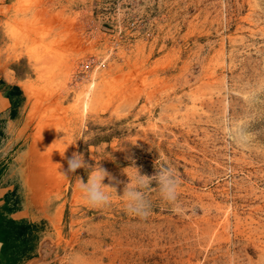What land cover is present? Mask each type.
Here are the masks:
<instances>
[{"label":"rangeland","instance_id":"obj_1","mask_svg":"<svg viewBox=\"0 0 264 264\" xmlns=\"http://www.w3.org/2000/svg\"><path fill=\"white\" fill-rule=\"evenodd\" d=\"M3 41L36 75L4 136L0 221L25 227L2 260L264 264V0H0ZM74 152L124 183L132 161L173 167L179 210L154 184L146 220L114 193L88 206Z\"/></svg>","mask_w":264,"mask_h":264},{"label":"clouds","instance_id":"obj_2","mask_svg":"<svg viewBox=\"0 0 264 264\" xmlns=\"http://www.w3.org/2000/svg\"><path fill=\"white\" fill-rule=\"evenodd\" d=\"M69 143L59 151L64 157ZM51 147V146H50ZM67 159V169L61 170L64 176L75 173L77 169L83 168L88 178L85 182L77 176L79 181V191L82 199L90 207L104 208L112 203L113 193L120 197L124 210L135 217L146 220L152 213V201L149 198V192L155 185V191L158 192L161 201L170 206L173 212L179 210V190L181 181L176 170L171 166H156L152 175L142 174L140 168L135 166V161L123 172L128 180L126 183L118 181L110 172L99 164L90 165L84 158L83 154L74 152ZM62 168L61 165H59ZM107 179L109 184H105ZM124 183L122 194L117 193V185Z\"/></svg>","mask_w":264,"mask_h":264},{"label":"crops","instance_id":"obj_3","mask_svg":"<svg viewBox=\"0 0 264 264\" xmlns=\"http://www.w3.org/2000/svg\"><path fill=\"white\" fill-rule=\"evenodd\" d=\"M3 31H6L5 27H3ZM12 54H13V51L12 49L9 48V43H7L6 41L5 42L3 41V43H0V125H1L0 129L2 130V133H3L2 134L0 132V146H3L4 143H7L4 140V136H6V133L9 132V130L11 129V127H13V124H14L13 119H12V113H13L14 106L12 105L15 99V95L16 97L18 96V93L16 94V91L19 92V95L21 94L20 96H24V93H23L24 90L22 87V83L28 80L29 78H33V77H30L28 73L26 74L25 77H17L15 75V71L10 67L11 63L18 62L20 58L23 57L26 60L27 66L32 68L33 74L36 75V70L34 69V63L30 59V57L27 54H25L24 51H22V53L19 54L18 56L11 57L10 55ZM23 106H24V102L22 103V107ZM6 154H7V150L5 146H3V148L0 147V166L2 165L4 161L7 160ZM14 175H16L15 169L11 168L9 172L8 170L5 171V175L3 174V178L0 181V195H3L4 193L8 192L11 189L12 186L8 184V180L11 181ZM10 220L14 222V220L12 219L6 220L5 222L4 221H1V222L3 225L7 226V222H9ZM13 227L18 228L16 226H13ZM24 227H22V229H24ZM2 248H3V241H0V254L3 251ZM1 257L3 256L0 255V264H9L5 260H2ZM32 261L33 260H31L29 264H39L37 260L33 262Z\"/></svg>","mask_w":264,"mask_h":264},{"label":"trees","instance_id":"obj_4","mask_svg":"<svg viewBox=\"0 0 264 264\" xmlns=\"http://www.w3.org/2000/svg\"><path fill=\"white\" fill-rule=\"evenodd\" d=\"M10 67L15 71V75L17 77H25L26 74H32L30 68L27 66L26 60L24 58H21L18 62L11 63ZM105 138H99L98 140H104ZM11 224V226H10ZM10 226V227H9ZM13 226H16L18 228H14ZM22 227H24L21 224H15L13 221L7 222V226L3 225L2 222L0 221V241H3V248L2 250L5 251V249L9 246L8 240L12 235V228L17 230L15 232L16 234L14 235L15 237H20ZM15 239V238H13ZM13 241V240H12Z\"/></svg>","mask_w":264,"mask_h":264},{"label":"bare ground","instance_id":"obj_5","mask_svg":"<svg viewBox=\"0 0 264 264\" xmlns=\"http://www.w3.org/2000/svg\"><path fill=\"white\" fill-rule=\"evenodd\" d=\"M93 86V82H90L89 83V85H88V87L84 90V96H85V98H84V100L82 101V107H83V109H85L87 106H88V100H87V96H88V94H89V92H90V90H91V87ZM83 93V92H82ZM79 95V94H78ZM77 95V96H78ZM81 96V95H80ZM77 101H78V99H77Z\"/></svg>","mask_w":264,"mask_h":264}]
</instances>
